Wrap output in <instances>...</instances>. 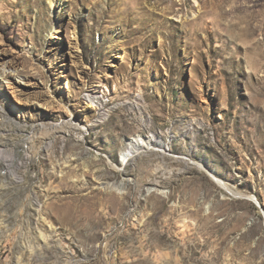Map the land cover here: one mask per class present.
<instances>
[{
    "label": "rangeland",
    "instance_id": "1",
    "mask_svg": "<svg viewBox=\"0 0 264 264\" xmlns=\"http://www.w3.org/2000/svg\"><path fill=\"white\" fill-rule=\"evenodd\" d=\"M0 264H264V0H0Z\"/></svg>",
    "mask_w": 264,
    "mask_h": 264
},
{
    "label": "bare ground",
    "instance_id": "2",
    "mask_svg": "<svg viewBox=\"0 0 264 264\" xmlns=\"http://www.w3.org/2000/svg\"><path fill=\"white\" fill-rule=\"evenodd\" d=\"M90 101H94L95 103H97L98 105H103L104 104V100L101 99L98 95H90ZM103 108V107H102ZM157 139H153V137L151 138H140V137H133L129 140L128 146L126 147L127 152L129 153V155L135 156L137 155L139 152L145 151L147 149H158L162 147L161 143H158V141H156ZM158 145V147H157Z\"/></svg>",
    "mask_w": 264,
    "mask_h": 264
}]
</instances>
